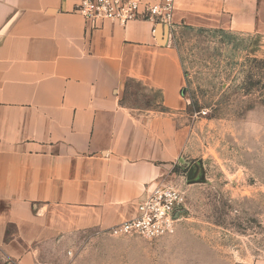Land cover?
I'll use <instances>...</instances> for the list:
<instances>
[{
    "label": "crops",
    "instance_id": "0c3cea01",
    "mask_svg": "<svg viewBox=\"0 0 264 264\" xmlns=\"http://www.w3.org/2000/svg\"><path fill=\"white\" fill-rule=\"evenodd\" d=\"M78 3L0 0V264H45L75 234L108 233L185 163L175 30L93 25ZM173 22L264 38V0H175Z\"/></svg>",
    "mask_w": 264,
    "mask_h": 264
},
{
    "label": "rangeland",
    "instance_id": "374dc122",
    "mask_svg": "<svg viewBox=\"0 0 264 264\" xmlns=\"http://www.w3.org/2000/svg\"><path fill=\"white\" fill-rule=\"evenodd\" d=\"M174 36L190 124L185 163L170 183L186 196L175 231L153 240L113 228L75 234L49 248L45 264L264 261V38L190 27Z\"/></svg>",
    "mask_w": 264,
    "mask_h": 264
},
{
    "label": "built area",
    "instance_id": "2783aa9c",
    "mask_svg": "<svg viewBox=\"0 0 264 264\" xmlns=\"http://www.w3.org/2000/svg\"><path fill=\"white\" fill-rule=\"evenodd\" d=\"M175 0H79L74 13L93 25L104 21L126 25L146 20L154 25L174 29ZM183 191L171 184H156L138 204L136 216L114 227V235H139L147 240L173 234L186 208Z\"/></svg>",
    "mask_w": 264,
    "mask_h": 264
},
{
    "label": "water",
    "instance_id": "95a60500",
    "mask_svg": "<svg viewBox=\"0 0 264 264\" xmlns=\"http://www.w3.org/2000/svg\"><path fill=\"white\" fill-rule=\"evenodd\" d=\"M168 34V29L167 27L165 26H162V25H159L157 28H156V36L157 38L159 39L161 36L165 37L166 35ZM197 174V166H192L189 168V170L187 171L186 173V179L187 180H192L195 178Z\"/></svg>",
    "mask_w": 264,
    "mask_h": 264
}]
</instances>
